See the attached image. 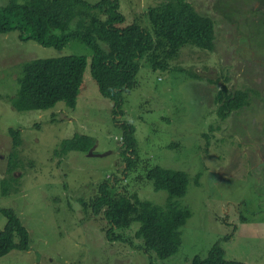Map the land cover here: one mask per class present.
Here are the masks:
<instances>
[{
  "label": "rangeland",
  "instance_id": "obj_1",
  "mask_svg": "<svg viewBox=\"0 0 264 264\" xmlns=\"http://www.w3.org/2000/svg\"><path fill=\"white\" fill-rule=\"evenodd\" d=\"M9 1L0 0V7ZM118 1L123 27L136 23L153 35L147 13L163 0ZM188 1L214 20L215 50L189 42L172 52L169 70L154 71L143 57L136 88L123 96L122 116L100 94L92 51L81 41L58 50L22 41L18 31L0 34V182L9 187L8 194L0 188V232L7 223L1 209H11L30 235L29 251L13 250L0 264H190L216 243L229 260L264 264V18L254 13L255 0ZM69 56L88 58L75 109L64 103L13 109L23 64ZM224 85L231 93L246 89L250 98L221 119L217 95ZM119 122L135 128L138 143L139 165L125 174ZM11 129L22 140L12 177ZM154 166L189 176L186 195L175 202L191 217L179 252L166 260L142 250L138 223L119 232L128 243L110 241L103 214L91 217L80 203L109 180L117 192L165 206L168 193L155 191L145 177Z\"/></svg>",
  "mask_w": 264,
  "mask_h": 264
},
{
  "label": "trees",
  "instance_id": "obj_2",
  "mask_svg": "<svg viewBox=\"0 0 264 264\" xmlns=\"http://www.w3.org/2000/svg\"><path fill=\"white\" fill-rule=\"evenodd\" d=\"M92 1L10 0L0 7V34L18 31L22 41L33 40L43 47L58 50L73 40L81 41L92 51L91 75L102 97L114 103V115L122 116L123 96L136 88L143 57L148 58L154 71L169 70L172 52L189 42L199 49L215 50L214 20L197 12L188 0H163L148 10L154 36L136 23L123 27L126 17L120 11L118 0ZM87 66L88 58L84 56L37 59L23 64L19 91L12 99L13 109L45 111L58 103L75 109ZM217 97L220 103L217 115L226 119L249 104L250 91L231 93L224 85ZM119 125L125 146V174L139 165L138 143L133 126L126 122ZM9 134L14 153L7 173L12 177L18 166L22 140L19 130L11 129ZM145 177L153 182L155 191L168 193L165 206L143 200L137 192L131 195L117 192L115 184L109 180L101 183L92 197L81 198L80 203L91 217L103 214L109 224L106 235L110 241L128 243L119 232L138 223L136 237L142 240V250L166 260L179 252L181 229L191 217L188 208H181L175 202L186 195L189 176L185 171L154 166L146 171ZM0 188L3 194H8V181L0 182ZM1 212L7 223L0 232V258L13 250L29 251L30 235L20 218L11 209H1ZM190 264L248 263L227 259L225 250L216 243L207 257L197 255Z\"/></svg>",
  "mask_w": 264,
  "mask_h": 264
},
{
  "label": "flooded vegetation",
  "instance_id": "obj_3",
  "mask_svg": "<svg viewBox=\"0 0 264 264\" xmlns=\"http://www.w3.org/2000/svg\"><path fill=\"white\" fill-rule=\"evenodd\" d=\"M256 8H259L258 11L254 12L257 18H264V0H255Z\"/></svg>",
  "mask_w": 264,
  "mask_h": 264
}]
</instances>
